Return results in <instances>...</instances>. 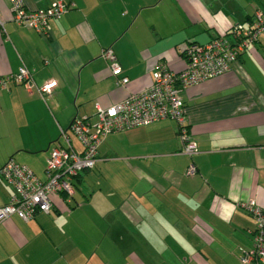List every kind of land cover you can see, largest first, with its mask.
Instances as JSON below:
<instances>
[{
    "label": "crops",
    "instance_id": "0c3cea01",
    "mask_svg": "<svg viewBox=\"0 0 264 264\" xmlns=\"http://www.w3.org/2000/svg\"><path fill=\"white\" fill-rule=\"evenodd\" d=\"M22 1L69 6L45 36L0 0V78L27 68L37 87L52 84L42 95L12 79L0 88V168L12 159L41 178L60 128L146 88L159 63L183 70L181 45L228 36L264 9V0ZM105 48L128 83L116 85ZM182 98L192 156L171 119L109 133L69 201L52 194L50 212L0 222V264H245L240 248H252L255 221L244 205L264 207V33ZM13 192L0 176V205Z\"/></svg>",
    "mask_w": 264,
    "mask_h": 264
},
{
    "label": "built area",
    "instance_id": "2783aa9c",
    "mask_svg": "<svg viewBox=\"0 0 264 264\" xmlns=\"http://www.w3.org/2000/svg\"><path fill=\"white\" fill-rule=\"evenodd\" d=\"M12 18L19 25L33 28L39 33H47L49 20L59 18L67 6L62 1L52 3L47 9H28L22 0H10ZM1 25V21H0ZM264 33V9H256L250 20L232 27L228 36H217L206 44L186 43L180 51L186 65L181 71H172L164 64L157 65V71L151 84L137 93H132L108 107L96 106V121L91 123L86 117L71 124V130L82 145L77 151L66 130L60 128V134L66 146L57 145L47 159L46 180L41 181L33 171L14 160H8L0 168V176L10 184L14 193L7 204L0 206V222L11 215H17L23 221H30L39 211L49 212L50 195L64 194L69 201L74 195L73 181L81 170L91 169L97 160V148L101 140L109 133L124 131L151 122L171 119L177 124V133L183 146L181 152L192 156L196 144L190 139L189 128L185 120L182 92L188 87L214 78L231 69L240 54L248 49L257 37ZM116 85H124L129 79L123 74V68L111 48L102 50ZM25 82L27 88L34 84L32 74L22 68L11 78H0V87L6 80ZM52 84L37 87L41 92H50ZM84 119V120H83ZM189 174L195 167L190 165ZM245 208L255 221L253 246L241 249V261L245 264H264V207L249 200Z\"/></svg>",
    "mask_w": 264,
    "mask_h": 264
},
{
    "label": "trees",
    "instance_id": "16d2710c",
    "mask_svg": "<svg viewBox=\"0 0 264 264\" xmlns=\"http://www.w3.org/2000/svg\"><path fill=\"white\" fill-rule=\"evenodd\" d=\"M66 4V3H65ZM52 5V4H51ZM51 5L49 6V7H51ZM66 6H67V10H68V8H69V6L66 4ZM48 8V7H47ZM47 8H45V9H47ZM66 10V11H67ZM65 11V12H66ZM61 17V16H60ZM59 17V18H60ZM59 18H56V19H59ZM56 19H54V20H56ZM52 19H50L49 20V23H50V21H51ZM36 31V30H35ZM37 32V31H36ZM47 34H48V32L47 33H44L43 35H45V36H47ZM13 80V79H12ZM32 80H33V77H32ZM8 81V80H7ZM16 82V81H15ZM33 82H34V80H33ZM16 83H21V84H23V85H25L26 86V84H25V82H16ZM32 86H35L36 87V90L38 91V93L39 94H43V93H41L38 89H37V85L34 83ZM27 87V86H26ZM0 88H2V87H0ZM97 110V109H96ZM81 118H83V117H75L73 120H72V122L70 123V125H69V129L67 130V129H64V130H66V133H67V135L69 136V138L72 140V135L77 139V137L73 134V132H72V130H71V124L74 122V121H76L77 119H81ZM84 120V119H83ZM87 120H88V118H87ZM89 121V120H88ZM96 121V112H95V120L94 121H89V122H91V123H93V122H95ZM78 140V139H77ZM72 142V141H71ZM57 145H62V146H66L65 145V141H64V139H63V142L62 143H58V144H56V145H54V146H52L50 149H49V153H48V157H49V155H50V151L55 147V146H57ZM80 145H81V143H80ZM75 148V147H74ZM77 151H81L82 150V145H81V149H78V148H75ZM97 154H98V152H97ZM48 157H47V159H48ZM46 164H47V160H46ZM27 167V166H26ZM45 169H46V165H45V168H44V173H43V177L41 178V177H39V176H37L35 173V175L41 180V181H44V180H46V175H45ZM84 170H89V169H84ZM84 170H81V171H84ZM80 171V172H81ZM80 172L78 173V175L75 177V179H77L78 177H79V175H80ZM74 179V180H75ZM4 180V179H3ZM73 184H74V181H73ZM13 188V187H12ZM75 188V187H74ZM13 191H14V189H13ZM14 193V192H13ZM60 195H62L64 198H66L65 196H64V194H60ZM12 196V194L10 195V197ZM10 197H9V199H10ZM73 197V196H72ZM9 199H8V201L5 203V204H7L8 202H9ZM51 200V199H50ZM4 205V204H3ZM1 206V205H0ZM53 205H52V202H51V207H52ZM51 207H50V209H49V212H50V210H51ZM40 212H42V213H46V212H43V211H39L38 213H40ZM38 213H36V215L38 214ZM48 213V212H47ZM35 215V216H36ZM35 216H34V218H35ZM33 218V219H34ZM21 219V218H20ZM33 219H31V220H33Z\"/></svg>",
    "mask_w": 264,
    "mask_h": 264
},
{
    "label": "rangeland",
    "instance_id": "374dc122",
    "mask_svg": "<svg viewBox=\"0 0 264 264\" xmlns=\"http://www.w3.org/2000/svg\"><path fill=\"white\" fill-rule=\"evenodd\" d=\"M72 139H75L76 140V138L72 135Z\"/></svg>",
    "mask_w": 264,
    "mask_h": 264
}]
</instances>
